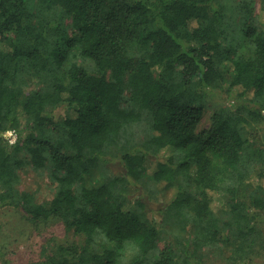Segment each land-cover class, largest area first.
Listing matches in <instances>:
<instances>
[{
    "label": "trees",
    "instance_id": "1",
    "mask_svg": "<svg viewBox=\"0 0 264 264\" xmlns=\"http://www.w3.org/2000/svg\"><path fill=\"white\" fill-rule=\"evenodd\" d=\"M262 124L264 0H0V208L72 236L29 264L261 257Z\"/></svg>",
    "mask_w": 264,
    "mask_h": 264
},
{
    "label": "rangeland",
    "instance_id": "2",
    "mask_svg": "<svg viewBox=\"0 0 264 264\" xmlns=\"http://www.w3.org/2000/svg\"><path fill=\"white\" fill-rule=\"evenodd\" d=\"M258 9L259 5L256 2L257 13ZM57 111L63 113L62 108ZM257 134L264 144V124L259 127ZM17 173L20 176V189L34 191L39 201L48 200L53 196L54 185L51 184L46 171H36L26 165L18 168ZM96 177L97 174L94 173L93 180ZM174 195L175 189L158 183L154 198L148 201L147 206L151 211L161 210ZM24 214L21 208L8 206L0 208V264H29L30 258L34 260L38 257L37 247L45 242L46 237L52 236L59 241L72 237L71 235L65 237L64 225L57 218H52L46 223L32 224L23 217ZM52 243L51 240L50 244ZM227 248L224 247L223 254L218 255L221 256L219 258L214 257V254L210 252V258L205 259L204 264H229L225 256L228 254ZM248 264H264V251L261 257L255 256L254 260Z\"/></svg>",
    "mask_w": 264,
    "mask_h": 264
},
{
    "label": "crops",
    "instance_id": "3",
    "mask_svg": "<svg viewBox=\"0 0 264 264\" xmlns=\"http://www.w3.org/2000/svg\"><path fill=\"white\" fill-rule=\"evenodd\" d=\"M1 256V255H0ZM1 260V259H0ZM5 260V259H4ZM3 261V260H2Z\"/></svg>",
    "mask_w": 264,
    "mask_h": 264
}]
</instances>
